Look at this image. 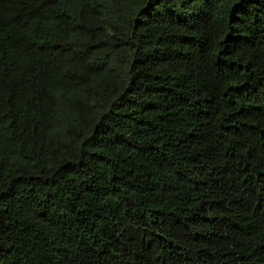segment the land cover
<instances>
[{"label": "trees", "instance_id": "trees-1", "mask_svg": "<svg viewBox=\"0 0 264 264\" xmlns=\"http://www.w3.org/2000/svg\"><path fill=\"white\" fill-rule=\"evenodd\" d=\"M0 264H264V0H0Z\"/></svg>", "mask_w": 264, "mask_h": 264}]
</instances>
